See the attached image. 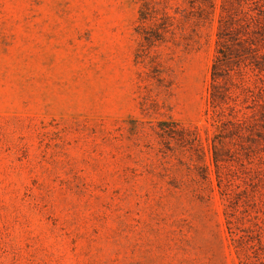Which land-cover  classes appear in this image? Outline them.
Listing matches in <instances>:
<instances>
[{
  "label": "rangeland",
  "instance_id": "1",
  "mask_svg": "<svg viewBox=\"0 0 264 264\" xmlns=\"http://www.w3.org/2000/svg\"><path fill=\"white\" fill-rule=\"evenodd\" d=\"M137 17L0 0V264H238L214 176L157 137L196 129L209 162L216 21L145 46Z\"/></svg>",
  "mask_w": 264,
  "mask_h": 264
},
{
  "label": "trees",
  "instance_id": "2",
  "mask_svg": "<svg viewBox=\"0 0 264 264\" xmlns=\"http://www.w3.org/2000/svg\"><path fill=\"white\" fill-rule=\"evenodd\" d=\"M136 1V31L145 46L168 33L178 41L216 21L206 98L209 162L196 129L160 121L157 137L170 145V156L183 149L203 180L211 184L214 176L238 264H264V0Z\"/></svg>",
  "mask_w": 264,
  "mask_h": 264
}]
</instances>
